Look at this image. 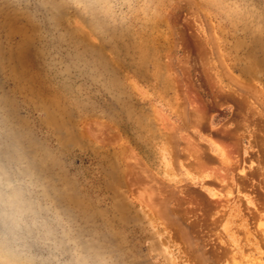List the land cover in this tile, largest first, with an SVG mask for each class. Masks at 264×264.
<instances>
[{"label": "rangeland", "instance_id": "374dc122", "mask_svg": "<svg viewBox=\"0 0 264 264\" xmlns=\"http://www.w3.org/2000/svg\"><path fill=\"white\" fill-rule=\"evenodd\" d=\"M7 137L36 264H264V0H0Z\"/></svg>", "mask_w": 264, "mask_h": 264}, {"label": "clouds", "instance_id": "9594fccd", "mask_svg": "<svg viewBox=\"0 0 264 264\" xmlns=\"http://www.w3.org/2000/svg\"><path fill=\"white\" fill-rule=\"evenodd\" d=\"M24 177L0 176V264H36L33 243H46L48 225Z\"/></svg>", "mask_w": 264, "mask_h": 264}, {"label": "bare ground", "instance_id": "6f19581e", "mask_svg": "<svg viewBox=\"0 0 264 264\" xmlns=\"http://www.w3.org/2000/svg\"><path fill=\"white\" fill-rule=\"evenodd\" d=\"M190 105V104H189ZM193 115H194V113H192ZM193 115L191 116V117H193ZM195 116H196V114H195ZM195 118V117H194ZM197 119V118H196ZM199 119V118H198ZM192 120V119H191ZM190 121V120H189ZM195 121H197V120H195ZM188 123V122H187ZM200 123V122H199ZM183 134V133H182ZM173 138V137H172ZM167 140V139H166ZM175 140V139H174ZM174 140H171V141H174ZM13 141V142H12ZM8 142V143H7ZM18 142H17V140H15V139H11V138H9V137H7V140H6V142L0 147V176H4V177H6V178H8V177H10V175H11V172H10V170H9V168H8V166L7 165H9L10 163H14V164H16V167H17V164H21L22 163V152H21V150H20V148L18 147ZM191 145V144H190ZM192 145H194V144H192ZM193 147V146H192ZM195 147H197V146H195ZM199 147V146H198ZM194 148V147H193ZM177 149V148H176ZM182 149V148H181ZM202 150V149H201ZM190 151V150H189ZM24 152V155L26 156V153H25V151H23ZM179 152V151H178ZM198 152H199V150H198ZM194 152H192V154H193ZM184 154V153H183ZM186 154V153H185ZM202 154V153H201ZM206 154V153H205ZM2 155H4V157H2ZM194 155V154H193ZM178 156V155H177ZM175 157V156H174ZM178 158H179V156H178ZM183 162V161H182ZM9 163V164H8ZM198 163V162H197ZM195 164H196V162H195ZM196 167V166H195ZM197 168V167H196ZM201 168V167H200ZM199 168V169H200ZM17 169H18V167H17ZM21 168L19 167V170H20ZM197 170H198V168H197ZM25 171H26V169H22V174H24L25 175ZM202 171H203V168H202ZM212 177V176H211ZM145 179V178H144ZM185 181V180H184ZM145 182V181H144ZM145 185V184H144ZM170 188V187H169ZM163 189V188H162ZM167 189V188H166ZM165 189V190H166ZM166 192V191H165ZM171 192V191H170ZM179 192V191H178ZM163 193V192H162ZM161 193V194H162ZM168 193V192H167ZM172 193V192H171ZM158 194V193H157ZM169 194V193H168ZM33 198V197H32ZM164 198V197H163ZM170 198V197H169ZM171 198H173V197H171ZM170 198V199H171ZM177 198V197H176ZM34 199V198H33ZM178 199V198H177ZM35 200V199H34ZM36 201V200H35ZM171 201V200H170ZM180 201V200H179ZM177 202V201H176ZM167 205H169L168 203H166ZM172 204V203H171ZM152 206V205H151ZM151 206H149L150 208H151ZM163 206V205H162ZM166 206V205H165ZM164 206V207H165ZM178 206V205H177ZM169 207H170V205H169ZM182 207V206H181ZM165 208H167V207H165ZM171 208V207H170ZM153 209V208H152ZM162 210H164V209H162ZM168 209H165V212L167 211ZM174 210V209H173ZM159 212V211H158ZM163 212V211H162ZM164 212V213H165ZM168 212V211H167ZM180 212H182L181 210H180ZM152 213H154V212H152ZM161 213V212H160ZM151 214V213H150ZM165 214H167V213H165ZM158 215V214H157ZM169 215H171V214H169ZM174 215V214H173ZM161 216V215H160ZM162 217V216H161ZM161 217H159V218H161ZM174 217V216H173ZM177 218V217H176ZM170 219V218H169ZM168 219V220H169ZM174 222V221H173ZM180 221H178V223H179ZM166 223H167V220H166ZM178 223H177V225H178ZM165 224V223H164ZM176 224V223H175ZM180 224V223H179ZM182 224V223H181ZM166 227V226H165ZM183 227H184V225H183ZM175 229V228H174ZM54 230V229H53ZM177 230V229H176ZM51 231V230H50ZM182 231V230H181ZM180 232V231H179ZM181 234V233H180ZM183 234H184V232H183ZM186 234V233H185ZM184 236V235H183ZM185 237H186V235H185ZM62 240H60V242H61ZM59 244V241H58V243H57V245ZM91 247V246H90ZM90 247H87V246H84V247H82L83 248V253H82V255H84L86 258H87V256H91L92 255V252H93V250L94 249H92V247L90 248ZM110 253V252H109ZM81 255V254H80ZM100 256V255H99ZM81 258V257H80ZM110 258H111V256H110ZM113 258V257H112ZM85 262V261H84Z\"/></svg>", "mask_w": 264, "mask_h": 264}]
</instances>
